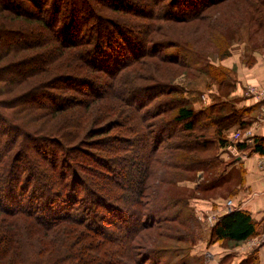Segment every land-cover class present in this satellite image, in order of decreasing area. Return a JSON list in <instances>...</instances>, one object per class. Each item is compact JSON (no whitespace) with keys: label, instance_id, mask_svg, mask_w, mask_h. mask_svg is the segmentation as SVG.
I'll use <instances>...</instances> for the list:
<instances>
[{"label":"rangeland","instance_id":"rangeland-1","mask_svg":"<svg viewBox=\"0 0 264 264\" xmlns=\"http://www.w3.org/2000/svg\"><path fill=\"white\" fill-rule=\"evenodd\" d=\"M73 1L77 2L78 16L83 20L81 37L88 38L90 33L88 29L92 17L90 16L91 13H87L88 7L91 11L94 9L103 18L115 20L116 24H127L131 28L140 31L143 40L149 38L152 42L168 46L175 56L188 61L190 67L184 68L177 64L160 61L159 58L161 57L158 58V56H161L163 51L157 49L156 54L153 55L154 57L147 56L137 61L132 60L130 65L128 64L129 66L122 67L112 76H109L103 71H91L83 65L77 58V55L81 52L80 49L77 51L72 47H60L55 44L56 42L47 43L48 33L46 31L40 35H38L39 33L27 34V37L24 38L30 40L29 43L34 42L35 47L21 53L18 60L14 62L18 65L10 74L14 80L9 81L6 85L0 83V88H2L0 90L2 93L0 96V110H3L2 112L10 119L11 124L23 127L24 131L31 133V136H33V141L26 138L24 142L21 139L15 147L9 143L5 149V151L11 150V156L20 149L21 142L24 143V149L22 154H19L20 157L17 163L21 165L22 169L26 166L31 167L32 174L30 177L34 178L35 174L39 175L43 170H46L50 176H54L56 179L57 173L60 171L66 175L62 179L71 178L69 166L63 164L61 160L57 161V158L54 161L55 170L52 171L51 162L44 157L41 158L40 153L46 151V156L49 155L52 158L54 151L51 150V147L47 144L48 142L38 141L34 135L46 136L51 138L50 140L58 139V145L61 144L67 150L70 149L71 164L75 166L76 172L81 175V180H83L76 189V192H82L80 199L83 201L90 198V189L107 196H110V189H112L110 180L101 175L107 172L106 168L101 162L96 161L93 156L98 155L106 158L108 162L110 161L108 166L118 172L122 170L123 175L129 173L130 165L128 164L132 161V157L140 163L141 169H143L145 160L149 156V149L138 144L137 158H135L130 150L131 147L128 148L126 141L131 138L128 134V128L132 124H127V119H129L127 106L117 99L119 98L117 95L121 94L124 98L127 97L129 94L127 91L132 86L148 87L159 83L177 88V94L157 97L145 109L147 113H153L156 107H158L157 109H163L161 106L167 103L168 100L176 98L178 101L182 98L181 100L191 101L195 95L200 96L201 103L193 104L192 108L194 110H204V107L211 105L213 100L207 95L200 94L203 92V94H214L219 102L226 105V110H237L235 105L241 101L239 98L235 99L236 91L241 93L242 99L251 97L246 96L247 89L253 87L247 85L250 83L247 79L250 78V71L254 69L257 61L264 60V37L261 36V33L254 38L249 37L250 27L247 20L250 14V0H225L209 7L200 20L190 19L188 21L164 20L161 17L165 8L164 5L162 8L161 5L154 6L152 13L154 0H129L140 6L143 14L141 12L134 14L129 10H122L123 8L115 9L111 0ZM52 9H54L53 6L47 7L43 9L42 13L47 15ZM69 9L71 7L64 4L61 8V14L63 12L67 14ZM6 18L8 16L6 17L5 13L0 16L2 23L5 22ZM59 19L60 17L56 16V24H58ZM89 22L90 24H88ZM83 50H86V47ZM125 54H121L123 56L121 58H129L130 55L126 56ZM130 60L127 59L126 61ZM22 63H24V66H22ZM208 66H213L215 70L222 69L224 71L221 87H218L210 78L203 76V71L205 72ZM71 76L91 80L102 96H88L85 93L81 94L66 87L68 81L63 79ZM257 76H260L259 72H257ZM113 88L115 91H120V89L122 91L119 94L115 93L116 96H114ZM32 89H37L36 92H33L36 95L34 98H39L37 102L27 99L29 95L21 97L32 91ZM50 96L52 97L50 98ZM57 99H59V102ZM51 101L62 103V107L60 109L47 107L52 103ZM29 105L35 106L34 108L30 107L32 108L30 109L28 108ZM41 105L43 107H40ZM189 105L191 104L189 103ZM174 115L175 112L171 111L150 122L158 123L160 126L161 123H168ZM143 116L141 114V117ZM139 118L138 115L137 119L139 120ZM178 130L179 128H176V131ZM234 132L236 131L232 133ZM246 132L251 134L250 130ZM176 141L173 140V142ZM114 147L120 148L118 153L112 152ZM124 148L125 151H123ZM57 149L56 147L55 150ZM164 150L165 148L159 150V159L162 158L163 154H166ZM232 160L234 158L230 155V158L224 164H231ZM122 167L125 168L122 169ZM152 169V171L158 170L159 176L154 177L153 175L146 183L147 188L150 189L146 192L148 200H144V207H146V213L149 216L153 215L151 218L154 219L152 224L154 229H146L135 237V243L132 247V255L134 256L132 262L124 259L126 256L123 255L127 252H124L126 250L123 247L117 246L115 248L108 245L96 247L95 241H89L83 230L77 229L73 225L64 224L62 220H59L54 228L44 230L31 221L21 219L20 224L15 227L17 234L14 242H17L18 247L23 246L30 253L31 262L26 264H40L49 260L54 253L63 254L62 256L65 257L68 254L67 251H73L74 249L81 250L83 255L89 259H87L88 261L98 257L101 263L94 260L97 264H115L118 258L124 260L122 264H139L141 258L143 260L140 264H217L219 260L217 254L224 253L232 248L228 243L223 245L216 243L213 246H207L205 238L212 227L206 222V216L232 199L234 195L233 186L236 181L225 179L224 183L219 184L217 187L214 186L209 191H200L195 190V187L203 183L215 184L218 180L217 175L222 170L221 168V170L212 171L211 174L204 177L199 173L189 180H186L185 175L181 174L176 179L179 185L175 187L169 186L167 182L160 183L159 180H164V173L162 172H165L162 165L154 162ZM118 180L125 186L133 181L130 176H123ZM86 187L89 189H86ZM31 189L20 194V200H18L20 208L30 206L35 209L36 203L30 205L27 198L28 194L34 192ZM37 193L35 192V194ZM164 197L185 200V205L182 206V209L180 208L183 216L191 217L194 215L196 217V224L194 226L189 225L190 227L188 226L185 230L190 234L195 231V237L197 235L199 237L198 242L191 245V243L182 244L175 240V236L178 234L176 230H180V227L176 222L170 221L171 212L160 215L164 207L162 206L164 203L160 198ZM206 202L212 204L207 209L204 208ZM35 210L39 214L38 209ZM96 211L103 212L98 207ZM10 225L11 220L4 215H0V251L6 245L4 242L6 240L5 231L10 228ZM124 235L125 233L121 236L119 234L110 235V237L121 239ZM102 238L104 240L109 239L108 237ZM253 238L243 243L245 245L243 249L245 248L247 252L259 249L263 245L251 247L250 241ZM119 241L121 240H116V242ZM92 248L95 252L91 250ZM117 250L123 252L122 255L120 253L117 256L108 254ZM24 255H27V252ZM63 260L62 262H64ZM77 261H73V264H80ZM0 264L20 263L18 256L15 252H12L6 257H0Z\"/></svg>","mask_w":264,"mask_h":264},{"label":"trees","instance_id":"trees-1","mask_svg":"<svg viewBox=\"0 0 264 264\" xmlns=\"http://www.w3.org/2000/svg\"><path fill=\"white\" fill-rule=\"evenodd\" d=\"M223 1L225 0H154L151 12L153 13L154 6L161 5L160 7L162 8L164 5L165 8L161 15L164 20H200L209 7ZM111 3H113L112 5L115 9L123 8L122 10H129L134 14H138V12L143 14L142 8L129 0H111ZM249 3L250 14L247 20L250 27L249 37L254 38L259 33L264 37V0H250ZM64 4L71 7L67 14L64 12L61 14V8H63ZM76 5L77 2L73 0H0V16L3 13H5L6 17L8 16L4 23L0 19V83L2 85L14 80L10 74L18 66L14 62L18 60L21 53L35 47L34 42L29 43L30 40L24 37H27V34L39 33L38 35H40L44 31L48 33L47 43L56 42L55 44L60 47H72L77 51L80 49L81 52L79 54L76 52V54H78L77 58L83 65L91 71H103L109 76H112L122 67L129 66L132 60L137 61L147 56L154 57L153 55L156 54L157 49H162L163 51L162 55L158 56V58L161 57L159 58L160 61L177 64L184 68L190 67L188 61L175 56L168 46L152 42L149 38L143 40L140 31L131 28L127 24H116L115 20L111 18H103L94 9L91 11L88 7L87 13H91L90 16L92 17L90 19L91 25L88 29L90 33L88 38L81 37L83 20L78 16ZM51 6L54 9L44 15L42 13L43 9ZM56 16L60 17L58 24H56ZM84 47H86V50H83ZM121 54L130 56H128L129 58H121ZM127 59L131 60L127 62ZM22 66H24V63H22ZM223 73L222 69L215 70L213 66H208L205 72L203 71V76L210 78L218 87H221L224 78ZM65 79L68 81L66 82L68 85L66 87L70 89L81 94L85 93L88 96H102L97 91V86L89 79L72 76L65 77L63 80ZM36 90L32 89V91L21 97L29 95L27 99L37 102L39 98L35 99L34 96L36 95L33 93ZM120 91L122 90L120 89ZM120 91L112 89L114 96H116L115 93L119 94ZM127 93L129 94L125 98L123 94L117 95V97L119 96L117 99L127 106V111L129 112L127 124H132L128 128V134L131 138L126 141V144L128 148L131 147L130 150L135 158H137L138 144L149 149L148 159L145 160L143 169H141L140 163L132 157V161L128 164L130 165L129 173L123 175L122 170L118 172L108 166L110 161L108 162L106 158L98 155L93 156L96 161L101 162L106 168L107 172L101 175L110 180L112 189H110V196L90 189V198L87 201L80 199L81 191L76 192L78 185L83 180H81V175L76 172L75 166L71 164L70 149L67 150L61 144L58 145V139L50 140L51 138L46 136L45 138L44 136L34 135L38 141L48 142L47 144L54 151L52 158L49 155L46 156V151L40 153L41 158L44 157L51 162L52 171L55 170L54 161L56 158L57 161L61 160L63 164H67L71 174L70 179H62V177H66L62 171L57 173L56 179L54 176H50L43 168L41 174H35L34 178H32L30 177L32 174L30 166L22 169L17 161L20 157L19 154H22L24 149V143L21 142L20 149L11 156V150L5 151V149L9 143L15 147L21 139L25 142L26 138L32 140L33 136H31V133L24 131L23 127L11 124L10 119L2 112L3 110H0V215H4L11 220L10 228L5 231L6 240L4 242L6 245L0 251V255H2L0 257H6L10 253L15 252L20 264L31 262L30 253L23 246L18 247L16 245L17 242H14L17 234L15 227L20 224L21 219L31 221L44 230L54 228L59 223V220H62L64 224L73 225L77 229L83 230L89 241H95L96 247L101 245L115 248L117 246L123 247L126 250L124 252H127L123 255L126 256L124 259L132 262L134 260L132 247L135 243V237L146 229H154L152 227L154 219L151 218L153 215L149 216L146 213V207H144V200H148L146 192L150 189L149 187L147 188L146 183L153 175L154 177L159 176L158 170L152 171L154 162L165 168V172H162L164 173V180H159L161 181L160 183L167 182L169 186L174 187L179 185L176 179L181 174L185 175L186 180H189L196 177L199 173L204 177L215 170L222 169L223 171L226 168L223 166L220 156L224 153V148L231 135L239 131L241 138L236 143L237 148L240 151L256 154L258 157L264 156V138L252 136L250 142L245 138L249 123L243 119L250 114L248 109L236 110L229 108L232 110H226V105L219 102L214 94H203V92L200 94L207 95L213 100V103L204 107V110H194L192 108L193 104L201 103L200 96L197 97L195 95L191 101L187 99L181 100L182 98L177 101L176 98H173L174 100H168L167 103L161 106L163 109H157L158 107H156L153 113H147L145 109L157 97L177 94V88L158 83L148 87L132 86ZM57 100L59 102V99ZM61 104L53 101L47 107L60 109L62 107ZM35 105H29L28 108H34ZM40 107L43 106L41 105ZM171 111H174L175 115L168 123H161L159 126L158 123L150 122ZM226 112L229 114H226ZM141 114L144 116L141 117ZM138 115L140 117L139 120L137 119ZM236 126L239 130L232 133L233 127ZM176 128H179V130L176 131ZM173 140L177 141L173 142ZM56 147L58 148L57 150H55ZM163 148H165L166 154H163L162 158L159 159V150ZM119 150V147H114L112 152L118 153ZM125 150L124 148L123 151ZM124 168L122 167V169ZM123 176H130L133 181L125 186L118 180ZM219 176L218 174V180L215 184H199L195 187V190L209 191L214 186L217 187L219 184L224 183L222 177ZM30 188L34 192L27 195L29 204L36 203L35 209H38L39 214L30 206L28 208H20L18 203L20 194L27 192ZM86 189L89 188L86 187ZM35 192L38 193L35 194ZM160 200L165 204H161L164 207L160 215L171 212L170 221L176 222L180 227V230H176L178 234L175 236V240L182 244L191 243V245L198 242L199 237L198 235V238L195 237V231L190 234L185 230L189 225L194 226L196 224L194 215L191 214V217H186L181 212L182 206L185 205V200L172 197H164L160 198ZM97 207L102 209L103 212H97ZM80 208L81 210H79ZM85 216L87 217L85 218ZM263 230L264 224L254 222L249 213L234 211L220 218L210 229L207 236V246H213L216 243L222 245L228 243L233 249L258 235ZM109 233L111 236L118 234L121 236L124 233L125 235L121 239H117L118 237L108 236ZM102 237H108L109 239L104 240ZM116 240L121 241L116 242ZM91 250L95 252L93 248ZM25 252H27V255H24ZM67 252L68 254L65 257L62 256L63 254L54 253L55 255L52 254L49 260L40 264H64V262L65 264H73L75 260H78L77 262L80 264H97L94 260L101 263L98 257L88 261L89 259L83 255L81 250L74 249ZM119 253L122 255L123 252L117 250L108 254L117 256ZM257 253L258 249L253 250L246 254L237 264H259ZM142 260V258L139 260V264ZM123 261L118 258L115 264H122L124 263ZM231 261L232 256L227 254L222 256L217 264H230Z\"/></svg>","mask_w":264,"mask_h":264},{"label":"crops","instance_id":"crops-1","mask_svg":"<svg viewBox=\"0 0 264 264\" xmlns=\"http://www.w3.org/2000/svg\"><path fill=\"white\" fill-rule=\"evenodd\" d=\"M259 72L260 76H257ZM249 84L248 86H253L258 90L264 92V60L260 59L255 64L254 69L250 71V78L247 79ZM244 86V85H243ZM241 93L239 91L235 92V99L239 98L241 102L236 104L237 110L248 109L250 114L244 117V121L249 123L248 129L251 131V137L264 138V115L260 112V109L264 105V100L259 96H251L249 98H241ZM226 114H229L226 112ZM233 131H238L239 128L233 127ZM240 132V131H239ZM231 153L221 154L220 160L223 163V166L226 168L218 174L219 177H222L223 180L230 179L235 180V185L233 186L232 202L234 204V211H244L250 214L252 220L256 223L264 224V176L260 172L257 160L258 156L256 154L241 151V157L234 158L231 161V164H224L228 158H230ZM232 156V155H231ZM226 165H230L226 167ZM210 205L207 202L204 207L207 209ZM214 205V204H213ZM222 206L219 208L221 209ZM217 209V210H219ZM225 216V215H224ZM261 231L259 234H261ZM206 234V232H205ZM207 235V234H206ZM208 236V235H207ZM206 236V241L208 237ZM245 245H240L234 249L225 250L226 252L217 254L219 259L225 255L232 256V264H237L247 252L244 247ZM252 252V251H251ZM259 264H264V244L258 249L257 253Z\"/></svg>","mask_w":264,"mask_h":264},{"label":"built area","instance_id":"built-area-1","mask_svg":"<svg viewBox=\"0 0 264 264\" xmlns=\"http://www.w3.org/2000/svg\"><path fill=\"white\" fill-rule=\"evenodd\" d=\"M246 96H259L261 97L262 100H264V92L257 90L254 87H250L247 89ZM261 113L264 115V106L261 108ZM250 132L245 133V138H247V141L250 142ZM241 138L240 132H236L231 135L228 143L226 144L224 150L227 153H231V155L234 158H239L241 157V151L237 148L236 143L239 141ZM257 165L260 170V172L264 176V156H261L257 160ZM234 204L232 200H228L221 209L215 210V212H212L211 214H208L206 216V222L210 227H213L220 218H222L224 215H228L232 212H234ZM264 244V232L259 234L257 237L253 238L250 241V246H260Z\"/></svg>","mask_w":264,"mask_h":264}]
</instances>
